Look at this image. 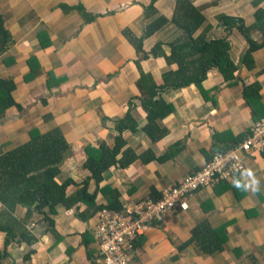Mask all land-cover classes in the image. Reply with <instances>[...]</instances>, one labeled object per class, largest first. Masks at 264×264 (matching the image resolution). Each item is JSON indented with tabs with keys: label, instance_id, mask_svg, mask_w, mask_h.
Listing matches in <instances>:
<instances>
[{
	"label": "crops",
	"instance_id": "obj_1",
	"mask_svg": "<svg viewBox=\"0 0 264 264\" xmlns=\"http://www.w3.org/2000/svg\"><path fill=\"white\" fill-rule=\"evenodd\" d=\"M188 1L204 17L194 36L207 27L206 41L225 39L235 70L227 80L217 67L208 70L202 81L206 95L194 84L159 90L154 98L174 109L155 121V130L163 135L154 141L144 131L148 120L142 102L148 95L140 77L147 85L150 80L160 85L163 74L177 68L165 59L168 44L183 33L171 21L176 0H0L9 35L4 43L0 39V78L11 81L14 103L0 116V156L27 142L30 131L58 129L67 149L54 181L70 180L65 189L69 196L90 175L84 165L87 153L93 155L102 143L113 146L115 122L129 113L137 125L135 131L120 134L122 150H128V158L134 153L135 159L123 168L108 167L97 186L87 181V192H95L93 206L59 205L54 212L44 208L53 234L43 215L32 212L23 227L35 240L12 239L0 264H91L89 255L98 264L91 234L97 209L107 203L99 188L116 191L121 210L160 197L215 152L242 141L253 122L264 118L255 120L242 96L243 84L258 83L264 112V20L261 28L249 31L260 46L250 54L251 67H245V39L218 19L238 18L249 28L255 9L264 11V0ZM159 18L166 19L163 26L144 37ZM158 43L162 47L153 56ZM239 158L244 167L240 174L194 192L186 210H171L145 226L131 264H264V149ZM4 210L0 203V224H10ZM24 214L25 208L14 206L15 220ZM201 224L210 231L221 229L220 251L206 254L198 243H187ZM4 240L0 231V250Z\"/></svg>",
	"mask_w": 264,
	"mask_h": 264
},
{
	"label": "trees",
	"instance_id": "obj_2",
	"mask_svg": "<svg viewBox=\"0 0 264 264\" xmlns=\"http://www.w3.org/2000/svg\"><path fill=\"white\" fill-rule=\"evenodd\" d=\"M256 3L257 1L253 2V6H256ZM253 18L254 22L248 28L244 27L238 18L228 16L218 17L227 30L235 28L245 39L248 45V49L242 58L245 67H251L250 54L260 46L250 39L249 31L251 28H261L264 20V11L255 9ZM171 21L183 33L179 39L168 44L169 55H165V59L167 62L176 64L177 68L165 72L162 76L163 83L160 85H157L153 80H150V83L147 85L144 77H140V81L148 95L147 99L142 102L148 120V126L144 127V131L154 141L163 135L155 130V121L168 116L174 109L172 103L166 102L162 98H154L159 90L180 88L194 84L201 93L206 95L202 81L206 78L208 70L212 67H217L225 80L232 77L235 70V65L228 59V45L225 39L206 41L205 32L207 27L199 35L194 36L203 24L204 17L192 7L188 0H176L175 13ZM165 22L166 19L159 18L154 24L149 25L144 33V37L151 35L155 30L163 26ZM0 39H3L2 43H4V40L7 41L9 39L7 31L3 28L1 16ZM161 47V43L156 44L152 48L151 54L153 56L158 55ZM258 87V83L256 82L246 83L242 86V96L251 108L255 120L264 114L261 111ZM11 89V81L7 78H0V116L4 114L7 107L14 104ZM136 127V122L131 118L129 113H126L122 119L115 122L114 129L117 135L114 138L113 146L108 148L102 143L97 147L95 153H93L94 156L89 154V152L87 153L84 165L90 175L87 180L81 183L75 193L69 196H65V189L72 182L64 180L58 184L54 181V177L58 173L57 166L67 149V145L58 129H51L43 134L30 131L27 142L0 156V203L5 206L3 215L10 222V224H0V231L5 233L4 247L0 250V260L7 256V247L12 239L17 237L26 243H31V241L35 240L23 227L24 222H26L32 212L43 215L42 220L47 222L48 230L53 234L55 232L52 230V220L43 214L44 208H47L50 212H54L55 206L61 205L65 209H68L77 203H82L86 207H92L95 192H87V181L91 179L95 183V186H97L101 180V173L108 167L117 164V166L123 168L135 159L134 153L128 158V150H122L125 143L120 134L124 130L135 131ZM119 152L122 155L116 159ZM98 191L103 193L107 203L99 207L97 211L101 208L109 211L121 210L116 191L108 187H101ZM158 198H155V200ZM16 205L25 208L24 217L20 221L12 217V210ZM14 225L19 227V231L16 234L14 232ZM219 232L221 233V229L210 231L209 227L201 224L194 228L192 236L187 243L196 242L204 253L212 254L222 249L224 238H219L218 236L219 240H217ZM89 260H91V264H95L90 255Z\"/></svg>",
	"mask_w": 264,
	"mask_h": 264
},
{
	"label": "built area",
	"instance_id": "obj_3",
	"mask_svg": "<svg viewBox=\"0 0 264 264\" xmlns=\"http://www.w3.org/2000/svg\"><path fill=\"white\" fill-rule=\"evenodd\" d=\"M263 149L264 118L253 122L242 141L215 152L198 170L163 190L157 200L149 198L119 211L101 208L91 234L97 248L98 264H131L145 226L161 221L171 210H186L187 200L194 192L232 179L243 171L239 154Z\"/></svg>",
	"mask_w": 264,
	"mask_h": 264
}]
</instances>
